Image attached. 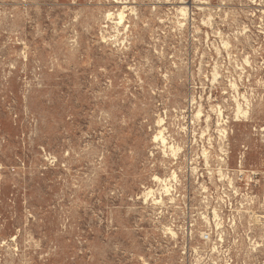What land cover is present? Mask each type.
<instances>
[{
    "label": "rangeland",
    "instance_id": "rangeland-1",
    "mask_svg": "<svg viewBox=\"0 0 264 264\" xmlns=\"http://www.w3.org/2000/svg\"><path fill=\"white\" fill-rule=\"evenodd\" d=\"M0 264H264V0H0Z\"/></svg>",
    "mask_w": 264,
    "mask_h": 264
},
{
    "label": "bare ground",
    "instance_id": "bare-ground-1",
    "mask_svg": "<svg viewBox=\"0 0 264 264\" xmlns=\"http://www.w3.org/2000/svg\"><path fill=\"white\" fill-rule=\"evenodd\" d=\"M109 16V15H108ZM123 11H120L118 14H117V18L118 20L120 21L122 18H123Z\"/></svg>",
    "mask_w": 264,
    "mask_h": 264
}]
</instances>
